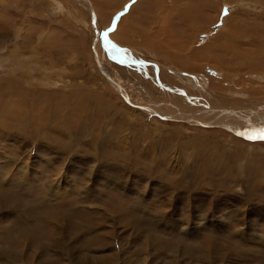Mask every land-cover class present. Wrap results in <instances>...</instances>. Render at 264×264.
<instances>
[{
	"label": "rangeland",
	"instance_id": "374dc122",
	"mask_svg": "<svg viewBox=\"0 0 264 264\" xmlns=\"http://www.w3.org/2000/svg\"><path fill=\"white\" fill-rule=\"evenodd\" d=\"M88 4L0 0V264H264V141L94 53L261 126L264 0Z\"/></svg>",
	"mask_w": 264,
	"mask_h": 264
},
{
	"label": "bare ground",
	"instance_id": "6f19581e",
	"mask_svg": "<svg viewBox=\"0 0 264 264\" xmlns=\"http://www.w3.org/2000/svg\"><path fill=\"white\" fill-rule=\"evenodd\" d=\"M84 1H86L87 3H89L88 5H89V7H90V14H92V16H93V18H94V21L91 19V22H92V25L94 26V29L96 28V29H98V27H97V24H96V18H95V14H94V12H93V9H92V6H91V4H90V0H84ZM187 7V6H186ZM188 8V7H187ZM191 11V10H190ZM180 12V11H179ZM182 12H184V10H182L181 12H180V14L182 13ZM186 12V11H185ZM199 12V11H198ZM202 12H204V11H202ZM183 16V15H182ZM181 16V17H182ZM91 18V17H90ZM184 21H190V17H187V16H185V17H183L182 18ZM164 20V19H163ZM165 21V20H164ZM206 23V22H205ZM202 25V24H201ZM162 26V25H161ZM187 30H190L189 28H187ZM183 33H186V32H183ZM94 41H93V46H94V48L96 47V39H97V36L95 35V31H94ZM181 37H183V35L181 36ZM181 45V47H183V45L182 44H180ZM94 53H95V57H96V62H97V66H98V69H99V71L101 72V74L106 78L107 76H108V78L110 79V81H109V83L122 95V97L124 98V100L129 104V105H131V106H133V107H138L139 108V106L141 107H144V108H147V109H149V112H151L153 115H155V116H158V117H160V118H163V119H173V120H180V121H185V119H187L186 121H192V123L194 122V121H198L197 119H195V118H191V117H189L186 113L185 114H183V115H180V116H178V117H170V116H164V115H161L158 111H156L152 106H150V105H148V104H135V103H132L131 101H130V97H129V95H128V92L126 91V88L124 89V86H122L121 85V82H119V80L117 79H115V77L114 76H111L105 69H104V65L100 62V60H99V58H98V53H97V51L95 50L94 51ZM189 52H187V54H188ZM193 55V54H192ZM201 56H203V55H201ZM200 56V57H201ZM199 57V56H198ZM197 57V58H198ZM194 59H196V58H194ZM103 67V68H102ZM130 94V93H129ZM91 96V95H90ZM57 97V96H56ZM84 97V96H83ZM38 98V97H37ZM36 98V99H37ZM90 98V97H89ZM86 98H84V100H85ZM93 99V98H92ZM91 99V100H92ZM38 100V99H37ZM90 100V101H91ZM99 100H101V99H99ZM99 100H97V101H99ZM103 100V99H102ZM101 100V102H103ZM86 101V100H85ZM93 102H94V100H93ZM96 103V102H95ZM94 103V104H95ZM134 105H137V106H134ZM110 106V105H109ZM44 108V107H43ZM160 109V108H159ZM7 110V109H6ZM143 110H146V109H143ZM11 111V110H10ZM147 111V110H146ZM160 111V110H159ZM197 112V111H196ZM200 113H202V115L200 114L199 115V117H202L203 118V116H205L204 115V112L206 113V116L207 117H209V115L211 114L212 115V113L214 114V113H217V118L216 117H213L211 120H212V122L210 121H198L200 124L199 125H204V126H216V127H223V128H225V129H227V130H229V131H231V132H233V133H238V134H240L241 135V133H243L244 135H253L254 134V130H256V129H258L259 127H261V126H264V125H262V123H261V126H258V125H256V124H253V123H251L250 122V120H251V118L249 117V116H247V115H245V113H242V112H239V111H222V109L220 110V111H216V112H214V109H212V108H209L208 106H207V108H206V110L205 111H199ZM226 113H228V114H231V116H232V120H228L229 121V124L228 123H226V119H224L225 121V123H215V122H213V119H219V118H222L221 116H224V115H220V114H226ZM249 113V112H248ZM199 114V113H198ZM235 115H237V116H239L240 118H241V122H242V119H249V121H247L246 123V125H245V127L246 128H244V127H242V130H240L241 128V124H240V126L238 127V125H233V124H235L234 122H233V120H237V118L236 119H234V117H235ZM251 115V114H250ZM252 115H254L253 114V112H252ZM205 116V117H206ZM234 116V117H233ZM198 117V118H199ZM212 117V116H211ZM188 118H189V120H188ZM226 118V117H225ZM255 118V117H254ZM259 120L260 119H262V118H259V117H257ZM40 119V118H39ZM222 119V120H223ZM175 120V121H176ZM227 121V122H228ZM252 122H253V119H252ZM254 123H255V121H254ZM258 123V122H257ZM260 124V123H259ZM21 125V124H20ZM244 125V124H243ZM20 127V126H19ZM233 127H235V128H233ZM244 129V130H243Z\"/></svg>",
	"mask_w": 264,
	"mask_h": 264
},
{
	"label": "water",
	"instance_id": "95a60500",
	"mask_svg": "<svg viewBox=\"0 0 264 264\" xmlns=\"http://www.w3.org/2000/svg\"><path fill=\"white\" fill-rule=\"evenodd\" d=\"M91 15V19L94 21V18H93V16H92V14H90ZM107 30L108 29H104V30H102V29H94V31H95V35L97 36V38H99L100 40H102V41H105V39L103 38L104 37V34H105V32H107ZM93 49V48H92ZM94 51V50H93ZM109 81H110V79L108 78V76L106 77ZM160 105H162L161 103H160ZM134 106H137V105H134ZM205 106V105H204ZM139 108L140 109H146L147 111H149V109H147V108H144V107H140L139 106ZM222 111H229L228 109H224V110H222ZM179 120V119H178ZM187 119H185V121H186ZM188 120H189V118H188ZM191 123H192V121H191ZM193 124H200L198 121H194L193 122Z\"/></svg>",
	"mask_w": 264,
	"mask_h": 264
},
{
	"label": "snow or ice",
	"instance_id": "6c2138e0",
	"mask_svg": "<svg viewBox=\"0 0 264 264\" xmlns=\"http://www.w3.org/2000/svg\"><path fill=\"white\" fill-rule=\"evenodd\" d=\"M104 35L106 36L107 33H105ZM106 44H107V41H106ZM241 135H244V134L241 133ZM247 139L251 141H256V140L264 141V126H261L258 129L254 130V134L248 135Z\"/></svg>",
	"mask_w": 264,
	"mask_h": 264
}]
</instances>
